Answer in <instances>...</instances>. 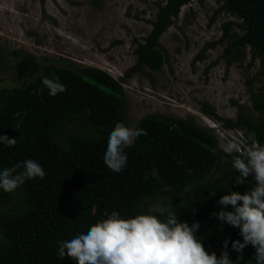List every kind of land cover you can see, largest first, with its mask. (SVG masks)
<instances>
[{
  "label": "trees",
  "instance_id": "trees-1",
  "mask_svg": "<svg viewBox=\"0 0 264 264\" xmlns=\"http://www.w3.org/2000/svg\"><path fill=\"white\" fill-rule=\"evenodd\" d=\"M189 1L155 2L151 27L140 41L135 40L137 60L126 74L142 70L144 65L150 70L161 67L165 53L159 35ZM217 1L211 21L221 12L231 19L223 22V35L208 45L227 40L224 53L233 52V59L238 60L249 48L247 68L259 59L248 82L260 78L251 98L261 116L253 117L234 100L237 111L233 118L217 114L207 102L201 110L221 121L223 128L240 131V147L246 149L250 132L264 143V0ZM203 52L204 48L195 59L203 58ZM13 53L21 55L14 65L20 83L0 87V134L15 137L16 142L0 144V169L33 159L45 175L25 179L13 191L0 190V264H76L71 257L58 256V241L105 212L116 210L131 216L169 199L178 219L199 222L197 235L206 251L219 256L227 238L229 247L224 250L236 264L237 252L230 242L241 239L239 229L213 213L222 207L217 203L220 195L248 191L254 181L249 176L242 184L234 182L238 172L231 161L237 153L226 154L211 128L192 116L145 114L133 125L143 128L145 134L125 148L126 165L113 172L103 163L101 152L108 129L116 122L130 125L120 80L99 67L44 64L20 49ZM44 77H58L65 90L49 95ZM20 171L17 167L16 172ZM93 202L94 213L89 210ZM237 264H256L251 244L242 250Z\"/></svg>",
  "mask_w": 264,
  "mask_h": 264
},
{
  "label": "rangeland",
  "instance_id": "rangeland-1",
  "mask_svg": "<svg viewBox=\"0 0 264 264\" xmlns=\"http://www.w3.org/2000/svg\"><path fill=\"white\" fill-rule=\"evenodd\" d=\"M160 0H0V87L19 85L14 65L20 49L41 63L59 66H95L119 79L124 89L125 114L130 125L148 113L172 117L192 116L203 125L215 126L219 147L226 140L241 144L240 131L201 110L203 102L223 117H235L243 106L253 117L252 92L259 76L250 83L259 59L246 67L251 52L242 60L225 54L227 40L209 46L223 35L221 12L211 21L217 0H190L170 26L159 35L164 61L158 70L145 65L126 74L136 63V41L149 31ZM204 48V56L195 59ZM152 207V206H151Z\"/></svg>",
  "mask_w": 264,
  "mask_h": 264
},
{
  "label": "clouds",
  "instance_id": "clouds-1",
  "mask_svg": "<svg viewBox=\"0 0 264 264\" xmlns=\"http://www.w3.org/2000/svg\"><path fill=\"white\" fill-rule=\"evenodd\" d=\"M42 83L49 89V95L65 90L58 77H44ZM208 127L214 129L215 126ZM142 134L145 130L141 127L116 122L105 133L101 152L105 166L120 172L127 162L125 148ZM15 142V137L0 134V144L11 146ZM246 143L248 147L242 149L229 139L221 147L230 156L237 153L231 161L232 168L238 172L234 182L242 184L251 176L254 186L244 192H224L217 200L222 207L213 215L239 229L241 239L230 242L237 252L236 264L249 244L255 250L256 264H264V143L256 139L254 132L248 134ZM17 167L20 172H16ZM44 175L36 160L26 159L11 168L0 169V190L13 191L25 179L43 178ZM173 208L169 199L131 216H122L116 210L105 212L100 219L58 241L57 254L61 258L71 257L76 264H233V259L224 250L229 247L227 238L222 241L219 256L206 251L197 235L199 222L189 224L178 219ZM95 209L93 202L89 210L94 213Z\"/></svg>",
  "mask_w": 264,
  "mask_h": 264
}]
</instances>
